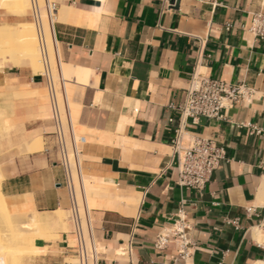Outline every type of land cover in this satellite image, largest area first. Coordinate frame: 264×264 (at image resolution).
I'll list each match as a JSON object with an SVG mask.
<instances>
[{
	"label": "crops",
	"instance_id": "0c3cea01",
	"mask_svg": "<svg viewBox=\"0 0 264 264\" xmlns=\"http://www.w3.org/2000/svg\"><path fill=\"white\" fill-rule=\"evenodd\" d=\"M58 1L53 8L65 10L51 24L56 59L77 70L64 81L70 155L79 180L96 182L110 202L84 203L92 264H264V40L248 32L253 16L264 15V0ZM0 56L18 65L17 54ZM193 74L251 92L220 120L184 124L187 136L225 152L201 193L177 185L172 150L177 108ZM0 124L8 210L68 212L43 74L17 67L0 74ZM38 137L41 150L20 151ZM68 226L50 225L45 232L55 237L38 242L49 250L34 264H64L75 255L72 230H61ZM178 229L187 240L184 255Z\"/></svg>",
	"mask_w": 264,
	"mask_h": 264
},
{
	"label": "bare ground",
	"instance_id": "6f19581e",
	"mask_svg": "<svg viewBox=\"0 0 264 264\" xmlns=\"http://www.w3.org/2000/svg\"><path fill=\"white\" fill-rule=\"evenodd\" d=\"M44 2L45 7L43 6L40 8L38 0H0V10H7L13 13V16L17 19L14 23H0V54H17L18 59L16 63L18 65H28L33 75L47 74L50 80L54 81V79H56L60 81L64 88V99L66 98L69 104L66 83H64V81L70 80L74 74L76 75L77 70L67 64L57 61L59 56L56 50L57 42L53 39L52 27L54 24L51 26L53 18L55 21L62 19L65 8L62 6L56 11L55 8L49 7L48 0H44ZM28 11L33 12L35 18L34 23L25 20ZM51 14H54L53 18ZM68 111L71 113L70 107ZM71 123L70 118H63L65 146L69 153L68 160L71 164L75 192L76 188L78 190V195L76 194V196L80 207V225L83 230V245L85 251L90 255L91 262L93 260V248L90 250L88 249L83 227L82 212H84L85 209L84 203L88 208H103L109 207L110 202L105 198L102 199L100 191L94 186L96 182L86 180L81 182L79 180L77 167L74 157L72 156L74 154L70 155L67 144L70 132H72ZM42 148V137H38L29 142H25L24 145L20 147V151L22 153H31L39 151ZM1 181L2 174L0 172V264H24L21 257H18V255H10L9 250L6 249L9 248L11 251L10 247L13 246L16 249L18 248L21 253L27 251L29 254L37 257L45 255L47 247L42 246L38 241L43 242L44 240H51V238H54V235L48 234L45 231L49 230L50 225L63 224V217L68 213L59 208L52 212V214L38 215L35 211H28L32 216L28 220L24 218L25 215L11 213L7 208L5 198L1 191ZM110 194L111 193H109V195ZM68 212L70 211L68 210ZM6 232H9V234H6ZM5 250L8 251V254H6ZM90 262L88 264H90ZM73 263L77 264V261Z\"/></svg>",
	"mask_w": 264,
	"mask_h": 264
},
{
	"label": "built area",
	"instance_id": "2783aa9c",
	"mask_svg": "<svg viewBox=\"0 0 264 264\" xmlns=\"http://www.w3.org/2000/svg\"><path fill=\"white\" fill-rule=\"evenodd\" d=\"M248 32L255 39L264 40V15L257 14L253 16ZM43 76L47 83L55 127L54 149L58 154V164L63 170L64 182L70 199V221L77 242L75 256L77 264H88L89 254L85 251L83 245L80 207L63 132V118H70L71 120L72 112L68 111L70 104L65 102L64 88L60 81L55 83L49 79L47 74H43ZM244 100L247 102L251 100V92L243 86L231 85L220 80L193 74L183 91L182 102L177 108L179 125L172 142L178 172L176 183L179 187L201 193L210 181L213 172L226 161L222 147L212 140L187 136L183 130L184 124L188 123L189 120L191 124H196L200 118L220 120L223 118L224 110ZM61 102L63 103L62 108ZM254 132L259 134L261 130L255 129ZM69 137H72L71 132ZM80 143L81 140L76 137L74 149H77V151ZM76 166L79 174V164ZM174 237H176L179 254L184 255L187 240L183 229L176 230Z\"/></svg>",
	"mask_w": 264,
	"mask_h": 264
},
{
	"label": "rangeland",
	"instance_id": "374dc122",
	"mask_svg": "<svg viewBox=\"0 0 264 264\" xmlns=\"http://www.w3.org/2000/svg\"><path fill=\"white\" fill-rule=\"evenodd\" d=\"M38 4H39V6H40V8L41 7H45V2H44V0H38ZM59 4H60V1H58V0H48V5H49V7H51V8H53V5L55 6V7H57V6H59ZM6 12H8V13H11V12H9V11H7V10H0V23H2V22H5V23H14V22H16V20L17 19H15V17L14 16H12V15H10V14H6ZM53 13V12H52ZM11 14H13V13H11ZM51 17L53 18L54 17V14H51ZM25 20L26 21H29V22H31V23H34L35 22V18H34V15H33V12L32 11H28V13H27V17L25 18ZM52 23L54 24L55 23V20H54V18L52 19ZM45 34H46V32H45ZM18 58V57H17ZM1 66H2V68H1ZM13 66V67H12ZM14 67H17V68H27V69H29V67H28V65H26V64H19V65H16L15 63H14V59H11V58H4L3 56H0V74H2L4 71H6V70H8V69H12V68H14ZM30 70V69H29ZM54 81H55V83H57V80L56 79H54ZM62 102L60 103V105H61V108H62ZM0 128H1V124H0ZM67 144H68V142H67ZM68 148H69V144H68ZM69 152H70V148H69ZM71 154V153H70ZM76 194L78 195V190H77V188H76ZM68 213V212H67ZM66 213V214H67ZM83 213V227H84V231H85V235H86V241H87V246H88V243H90L89 242V239H88V234H87V231H86V224H85V221H84V212H82ZM20 215H25L24 216V218L25 219H30L32 216H31V214L29 213V212H23V213H19ZM65 214V215H66ZM68 217H69V219H68ZM63 220H64V222L68 225V221L71 223V221H70V212L65 216V217H63ZM62 231H64V232H70L72 229L70 228V230H69V226L67 227V230H63V229H61ZM68 232V233H69ZM6 234H9V232H6ZM39 242V241H38ZM11 248V251H10V249L8 248V249H6V250H9V254L11 255H18V257H21L22 258V262L24 263V264H34V258L35 257H37V256H35V255H32V254H29L27 251H24V253H21V251L17 248H15V247H13V246H11L10 247ZM88 249L90 250L91 248H89L88 247ZM5 250V251H6ZM23 250V249H22ZM48 248L46 249V254H47V252H48ZM14 251V252H13ZM20 251V252H19ZM8 251H6V254H8L7 253ZM23 252V251H22ZM20 253V254H19ZM75 254V253H74ZM28 255V256H27ZM33 256H35V257H33ZM89 256V262H90V255H88ZM33 257V258H32ZM31 258V259H30ZM77 261V258H76V256L74 255V256H72V257H68V258H66L65 259V262H64V264H74L73 262H76ZM92 262V261H91ZM90 262V264H92Z\"/></svg>",
	"mask_w": 264,
	"mask_h": 264
}]
</instances>
